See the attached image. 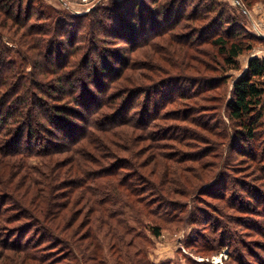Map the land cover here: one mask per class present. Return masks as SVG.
I'll return each instance as SVG.
<instances>
[{
	"label": "rangeland",
	"instance_id": "1",
	"mask_svg": "<svg viewBox=\"0 0 264 264\" xmlns=\"http://www.w3.org/2000/svg\"><path fill=\"white\" fill-rule=\"evenodd\" d=\"M7 1L18 7L19 0ZM38 1L40 4L34 3L33 6L34 22L37 17L45 16L43 20L61 18L64 22L75 23L73 15H87L99 3L124 0ZM145 1L149 8L156 9L159 5L153 4L152 0ZM211 1L216 3L217 13L209 17L217 18L218 12L224 10V16L239 23L240 31L250 37L243 39L249 41L253 49L238 58V69H231L225 63L212 40L202 44L196 39L186 46L182 36L177 37L181 33L191 34L194 25L200 28L207 23L204 19L194 20L193 23L187 21L182 28L164 35L160 32L167 28L169 20L154 33L140 35L138 42H132L131 37L113 40L104 37L109 41L102 45L107 54L95 55V67L101 69L104 63L102 57H105L114 70L100 75L101 81H104L102 85L110 91L104 95L103 90L98 100L124 88L145 90L134 95L125 106L123 115L130 125L111 126L103 132L93 131L89 119L98 112V103L89 100L93 93L101 91L96 88V83L83 93L80 89L82 81L73 80L70 84L73 93L63 97L64 94L52 90L58 88L56 77L40 64L32 68L28 62L32 79L45 80L39 103L35 109L32 108L34 104L31 106L32 117L28 119L29 125L39 127L42 139L27 145L28 150L15 153L14 158H6L0 149V181L13 188L18 196L20 191H28L27 197L22 199L28 207L32 205L36 208L31 200L36 195L41 196V187L38 185L28 190L31 177L47 181L54 174L52 183L60 190L52 195L54 198L58 196V207L65 209L64 217L57 222L58 225L63 224L60 233L68 245L55 241L59 249L43 253H62L61 260L68 255L61 264H264V210L252 206L254 202L264 203V195H257L259 190L256 186L261 188L262 181L257 179L259 174L255 171L262 162L260 156L264 150V137L257 140L255 151L259 154L258 160L253 161L249 156L236 153L237 145L247 152H250L251 145L244 147V140L237 134L242 129L229 119L228 109L233 85L247 73L249 62L253 59L264 61V0L252 1L249 7L244 0ZM27 2L29 0L23 1V8ZM178 8L188 13L197 10V7ZM204 8L200 10L204 11ZM205 15L206 12L203 17ZM5 18L0 12V35L10 48L11 57L20 60L15 52L22 49L19 45L20 40H24V31ZM133 21L137 23L136 18ZM227 26L224 23L223 30ZM205 36H210V33ZM90 66L84 71L92 77ZM115 73H120L121 77H114ZM261 81L264 82V79ZM155 96L158 105L152 106L148 112L153 122L149 130L140 129L141 118L149 110V103H155ZM79 98L86 99L89 105L81 103ZM134 98L137 100L134 101ZM121 101L115 105L107 104L102 111L106 115L115 112L121 104H125ZM163 103L165 105L161 106ZM57 107L67 113H58L55 111ZM52 113L74 123L81 118L77 126L83 130L78 128V137L82 133L85 138L87 131H93L107 140L110 150L104 152L110 158L107 156L97 162L103 166L132 164L130 169L119 170L118 177L97 176L88 181L83 178L85 187L74 189V178L69 172L72 169L71 156L67 153L58 156L55 151L57 147L61 151L66 144L73 145L72 140L69 137L65 139L62 129L55 128L54 123L46 120ZM38 117H41L40 120ZM37 146H48L46 150L53 153L51 159L59 163L56 171L53 168L55 173L48 169L50 157L41 156L43 152ZM120 176L131 188L127 184H119ZM0 186L3 187V184L0 183ZM68 195H71L70 198ZM88 198L106 199V203L99 209L94 207L92 211ZM248 201L251 203L248 204ZM0 204L2 208V198ZM8 206L3 209L17 206L16 200ZM257 210L261 213H256ZM6 214L11 216L15 211ZM23 222L25 225L26 221ZM241 223L251 225L244 227ZM22 224L15 222L6 226ZM38 228L34 226L27 238H34ZM157 229L160 236L155 233ZM243 247L245 251L241 249ZM0 254H3L0 264L5 263L4 259L9 264L20 261L18 254L11 251L0 249Z\"/></svg>",
	"mask_w": 264,
	"mask_h": 264
},
{
	"label": "trees",
	"instance_id": "2",
	"mask_svg": "<svg viewBox=\"0 0 264 264\" xmlns=\"http://www.w3.org/2000/svg\"><path fill=\"white\" fill-rule=\"evenodd\" d=\"M23 1L25 0H19L18 7H15L7 0H0V12L20 30L22 29L24 31L22 36L24 40H20L19 45L22 49L15 52L18 54L20 60H15L11 57L10 52H8L10 48L4 43L3 37L0 35V149L5 153L6 158H14L15 153L28 150L27 145L38 143L42 139L40 138L42 133L39 127L37 125H29L28 119L30 116L32 117L31 106L34 104L32 108L35 109L39 103L41 92L45 88V80L43 78L32 79V75L28 70V62L32 68H37L38 64H40L45 71L52 73L58 83V88L52 90L64 94L63 97L69 95V93H73L70 87L73 80L80 79L82 81L80 89H82L83 93L87 92L93 83H96V88L101 89V91L99 90L100 93L97 92V94L91 93L92 97L89 101H96L98 103L96 106V111L98 112H95L96 115L89 119V125L93 131L96 129L103 132L111 126L130 125L127 122L128 119L123 115L125 106L132 101L134 95L145 92L144 89L142 90L140 88H124L115 94L107 95L104 99L98 100L103 90H105L104 95L105 92L108 93L110 91L109 88H104L105 85H102L104 81H101L100 75H106L108 71L113 69V66L111 67L105 57H102L104 62L102 68L95 67L97 56L104 55V53L105 55L107 54L102 48V45L104 42L109 43V41H106L104 37L106 39L110 38L111 40H113L112 38L129 39L131 37L132 42H138L140 35L155 32L158 28L162 27L164 22L169 20L170 24L166 29L161 30L160 33L165 35L169 31L182 28L183 24L187 21L193 23L194 20L204 19L207 23L200 28L194 25L191 34L181 33L177 37L182 36L181 39L185 42L186 46L196 39L202 44H207L212 40V44L219 48V52L223 55L225 63L231 69H238V58L246 51L253 49L250 42H246L247 40L243 39H250L249 35L247 33L243 34L240 31L239 23H235L229 17L224 16V10L218 12L219 15H217V18L209 17L213 13H217L215 11L216 3L211 0H152L153 4L158 5L159 3L156 9L149 8L145 0L103 2L95 6L87 15H73L75 23L64 22L61 18H53L50 21L43 20L45 16H42L43 18H40V16L37 17L38 20L34 22L33 6L34 3L39 5L40 2L38 0H29L26 7L23 8ZM142 1H145L147 4ZM252 1L255 0H244V3L249 7ZM178 7L181 9L197 7V10L194 9L193 12L189 13L187 10L181 12ZM201 7H205V10L201 11ZM49 10L53 9L49 8ZM205 12L206 15L203 17V13ZM173 17L176 18L174 19ZM133 18H136L137 23H134ZM41 20L45 22L40 23L39 21ZM224 23H227L229 26L223 30L222 26ZM205 33H210V36L206 37ZM27 46L28 48H26ZM95 55L97 56L95 57ZM199 61L202 62V59ZM89 66L92 69V73H90L92 77L84 71ZM67 69L69 70L68 72L66 71ZM116 76L117 78L121 77L120 73H115L114 77ZM81 78L88 79L84 81ZM261 79H264V61L253 59L249 62L247 73L234 83L232 101L228 103L229 119L239 127L238 129H242L237 134L244 140V147H248L246 146L247 144L251 145L249 147L251 149L250 152L243 150L242 146L240 148L239 145H237L235 151L241 155L251 157L253 161L258 160L259 156L258 152L255 151L257 140L264 137V132H262L264 131V82ZM104 95L102 96L104 97ZM148 97L150 98V95ZM79 99L81 103L89 105L86 99ZM79 99H77V102ZM136 100L137 98H134V101ZM118 101H125V104H121L117 109L118 111L116 110L107 115L104 114L105 112L102 110L107 104L115 105ZM153 101L155 103H149L148 111L145 108L147 112L141 118L142 124L139 125L140 129L145 128L149 130L148 128L153 122L148 112H150L152 106L158 105L157 96L153 98ZM163 105L165 103L161 104V106ZM45 106L48 105L46 104ZM56 110L58 113H67L62 108L57 107L55 108ZM40 118L38 117V120ZM46 120L50 124L54 123L53 126L55 128H61L64 133H62V136H66L65 139L69 137L72 140L73 145L66 144L65 149L60 151V147H57L55 151L58 156L62 153L70 154L72 162L70 166H72V169L69 172L72 173V177L74 178V189L78 190V188L83 189L85 187L83 186V178H86L88 181L97 176H105L107 178L118 177L119 170L123 168L129 170L132 166V164L118 163L109 165V167L108 164L103 166L100 162H97V160H104L102 158H106L109 155L104 151H108L110 148L107 146V140L101 139L102 136L96 135L93 131H87L85 138H83L85 134L82 133L79 137L77 136V131L79 129L83 130L77 126V123L81 122V118H78L74 123L67 118L63 119L58 114L52 113ZM109 121L112 122L108 123ZM38 125L41 126L40 121ZM37 147H39L40 152L46 153H41V156L45 158L50 157L48 165L49 171H56L59 163L51 159L53 153L46 150L48 146ZM260 158L262 162H260V166L256 167L255 171L259 174L257 179L262 181V189L259 186H256V189L259 190L257 195L259 196L261 194L263 196L264 150ZM42 176L45 177L44 175ZM31 179L32 182L29 184L28 190L38 185L41 187V196L36 195L31 200V203L37 205L36 208L32 205L31 208L28 207L27 203L23 201L27 197L28 191H20L18 196L12 191L13 188L4 185L5 183L0 181L3 184V187L0 186V198L3 199L2 208L0 204V249L18 254L20 261L14 264H61L62 260H65L68 255L61 260L62 253L57 255L43 253L44 251L58 250L59 244L55 241L68 245L67 240H64L60 233V227L63 224L61 222L58 225L57 222L60 218L64 217L63 211L65 209L58 207L59 205L56 202L58 196L55 195L54 198V195H52L56 190L59 191L60 188L52 183L55 179L54 174L53 178L49 176L47 181L34 177H31ZM118 179L120 185L125 186L127 184L124 177L120 176ZM127 187L131 188V185L127 184ZM249 195L254 196L253 194ZM68 196L70 198L71 195ZM97 199L93 200L92 198H88L92 211L94 207L99 209L106 203V199ZM14 200H16L17 206L3 209L8 205L11 206V202ZM159 201L163 200L159 199ZM250 203L251 201H248V204ZM252 206L255 209L264 210V203L261 201L254 202ZM13 211H15L14 215L6 216L7 212L13 213ZM256 213L261 212L257 210ZM153 214L156 215L154 212ZM253 214L255 215V213ZM23 221H26L25 225ZM249 221L255 223L254 220ZM15 222L23 223L22 225L24 226H6ZM3 223L5 224L2 225ZM241 224L244 227L251 225L248 223ZM255 225H258V223L256 222ZM29 226H32V228H29ZM34 226H39L37 235L34 238H27ZM254 229L257 231V227H254ZM16 233L18 234L15 237L14 235ZM155 233L157 236L161 235L158 229L155 230ZM241 249L245 251L244 247ZM0 255V259H3V254ZM12 260L16 261L14 259ZM2 261L5 262L4 264H9L5 259Z\"/></svg>",
	"mask_w": 264,
	"mask_h": 264
}]
</instances>
